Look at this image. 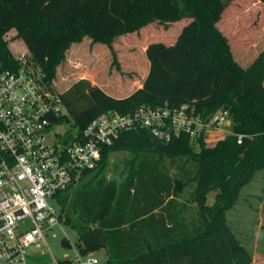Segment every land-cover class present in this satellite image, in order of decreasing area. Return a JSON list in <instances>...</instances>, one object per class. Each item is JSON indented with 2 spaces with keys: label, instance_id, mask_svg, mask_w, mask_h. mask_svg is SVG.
<instances>
[{
  "label": "trees",
  "instance_id": "obj_1",
  "mask_svg": "<svg viewBox=\"0 0 264 264\" xmlns=\"http://www.w3.org/2000/svg\"><path fill=\"white\" fill-rule=\"evenodd\" d=\"M183 18L190 22L176 44L150 47L141 87L125 96L84 78L63 90L54 85L72 42L89 36L112 47L117 37L149 23L167 27ZM11 29L26 47L28 71L59 94L65 113L55 123H69L77 134L66 135V144L107 111L186 104L205 120L219 109L231 118V131L210 145L203 135L194 140L187 133L160 139L146 127L126 129L103 145L96 166L57 194L81 253L104 249V264L251 263L227 212L240 187L264 168L263 49L242 65L198 0H0V66L16 69L4 39ZM122 149L130 153L125 167L107 176L113 151Z\"/></svg>",
  "mask_w": 264,
  "mask_h": 264
},
{
  "label": "built area",
  "instance_id": "obj_2",
  "mask_svg": "<svg viewBox=\"0 0 264 264\" xmlns=\"http://www.w3.org/2000/svg\"><path fill=\"white\" fill-rule=\"evenodd\" d=\"M26 54H16V69L0 66V264H97L92 252L82 259L77 246L75 261L51 255L45 235L55 237L53 227L64 221L60 207L51 203L53 197L93 169L102 146L112 144L126 129H170L171 134L187 133L196 140L209 131L225 130L228 112L219 109L205 120L193 107L172 108L167 103L139 106L125 114L107 111L70 143L63 142L66 135L51 140L48 130L65 109L59 94L28 71ZM68 135L77 136L75 131ZM40 243L46 247L41 254L50 255L47 260L27 252Z\"/></svg>",
  "mask_w": 264,
  "mask_h": 264
},
{
  "label": "rangeland",
  "instance_id": "obj_3",
  "mask_svg": "<svg viewBox=\"0 0 264 264\" xmlns=\"http://www.w3.org/2000/svg\"><path fill=\"white\" fill-rule=\"evenodd\" d=\"M209 8V16L217 21L220 29L228 36L233 55L242 65L247 64L261 49L264 51V4L258 0H198ZM190 19H180L169 23L167 27L152 22L136 32H128L117 37L109 47L105 43L92 41L84 36L74 41L65 51L64 59L57 66V77L54 81L60 90L66 89L77 79H88L106 93L121 97L141 87V80L150 67L148 51L155 44L166 47L176 44L183 29L189 25ZM4 39L9 48L17 54L26 47L16 30L8 31ZM115 53V55H114ZM115 56V58H114ZM225 130L209 131L204 139L213 144L231 131V118L226 119ZM74 131L69 123H54L48 130L51 140L68 135ZM130 157L127 150L113 151L107 167V176L118 175ZM213 201L209 193L208 202ZM56 208L60 207L58 196L51 200ZM227 218L237 235L252 253L250 264H264V168L238 191V201L227 212ZM56 236L45 235L51 255L57 259L75 261L77 236L71 225L62 221L54 226ZM70 244H65V240ZM43 243L27 250L37 253L42 260H47L49 253ZM97 264L105 260L104 249L91 253ZM82 259L85 258L81 254ZM30 261V260H29Z\"/></svg>",
  "mask_w": 264,
  "mask_h": 264
},
{
  "label": "water",
  "instance_id": "obj_4",
  "mask_svg": "<svg viewBox=\"0 0 264 264\" xmlns=\"http://www.w3.org/2000/svg\"><path fill=\"white\" fill-rule=\"evenodd\" d=\"M152 132H153L154 135H156L158 138H160V139H165V140L169 139V137H170V135H171V130H170V129H167V130L162 131V130H160V129H158V128H154V129L152 130Z\"/></svg>",
  "mask_w": 264,
  "mask_h": 264
},
{
  "label": "crops",
  "instance_id": "obj_5",
  "mask_svg": "<svg viewBox=\"0 0 264 264\" xmlns=\"http://www.w3.org/2000/svg\"><path fill=\"white\" fill-rule=\"evenodd\" d=\"M141 82V81H140ZM77 183H75L73 186H75ZM191 211L193 212V207H192V209H191ZM186 216V215H185ZM104 255H105V260H106V258H107V254H106V251L104 250ZM104 260V261H105ZM103 264H104V262H103Z\"/></svg>",
  "mask_w": 264,
  "mask_h": 264
}]
</instances>
